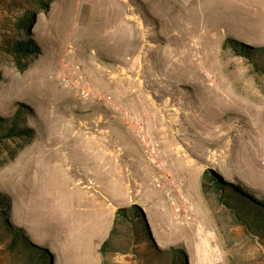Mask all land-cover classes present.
I'll use <instances>...</instances> for the list:
<instances>
[{
    "label": "rangeland",
    "instance_id": "374dc122",
    "mask_svg": "<svg viewBox=\"0 0 264 264\" xmlns=\"http://www.w3.org/2000/svg\"><path fill=\"white\" fill-rule=\"evenodd\" d=\"M43 2L0 0V118L33 134L0 140L11 221L27 224L48 252L56 241L83 244L84 261L74 263L92 264L101 257L93 230L101 240L116 210L135 204L156 247L182 249L187 264H264V231L223 205L227 186L212 181L240 185L264 217L256 202H264V73L255 65L264 56L222 49L227 37L264 47V0ZM28 12L30 28L21 29ZM29 38L37 56L7 51ZM153 147L166 163L161 187ZM171 181L182 188L176 205ZM3 220L0 264H27L22 248L8 250ZM133 228L120 227L124 251L99 263L159 264Z\"/></svg>",
    "mask_w": 264,
    "mask_h": 264
},
{
    "label": "trees",
    "instance_id": "16d2710c",
    "mask_svg": "<svg viewBox=\"0 0 264 264\" xmlns=\"http://www.w3.org/2000/svg\"><path fill=\"white\" fill-rule=\"evenodd\" d=\"M37 1L40 7L45 6L43 0ZM32 19L33 13H26L24 16L19 17L18 27L25 30L29 29ZM228 47L232 49L240 47L242 52L240 51L239 53L245 57L253 56L259 58L264 56V47L247 45L243 42L233 39L232 37L225 38L222 43V49H227ZM7 51L16 57L30 55L37 56L39 53V48L34 43V41L29 38L27 40H15L12 45H9ZM255 65L259 67L264 73V66H259L257 62H255ZM32 136V129L26 126H20L16 117L0 118V140L12 137L30 138ZM224 179L225 180H222L220 176L219 179H216V181L212 179V181L218 186H227L226 193L219 191V201L231 210L236 211V214H238L237 216L241 217L245 223L248 222V225L251 228L259 229L257 233H259L261 229L264 231V217L260 216L258 212L256 213V210L254 209V211L253 207L247 203L248 200H250L248 199L250 195L247 194V192H245L240 185L234 184L226 178ZM202 187L205 189H211V184L208 182L206 175L202 177ZM256 202L258 203L259 208L264 207L263 201L259 200ZM8 207L9 203L0 198V213L3 214V221L9 229V232L6 233L9 235L7 244L8 250L14 252L16 246L22 248L20 253L23 255V261L27 264H51V256L48 250L34 243L23 227L17 226L11 221L7 212ZM239 211H241L243 214L240 215ZM134 217L137 218V221H134ZM250 220L252 222H249ZM128 221L132 222L134 225L133 230L135 231L136 235H138L137 237L140 241H147L153 244L156 249V256L154 258L156 259V262L159 264H187L185 254L182 249L170 246L169 248L162 250L156 247L154 240L148 230L146 220L143 217L140 209L135 204H132L127 208H118L116 210L109 235L99 247V252L102 257H104L109 252L124 251L120 249L121 242H119V239L117 238H120L122 235L127 236V234H125V232H123L120 227L124 226ZM10 228H13L14 230L10 231ZM101 264H104V261H102Z\"/></svg>",
    "mask_w": 264,
    "mask_h": 264
},
{
    "label": "crops",
    "instance_id": "0c3cea01",
    "mask_svg": "<svg viewBox=\"0 0 264 264\" xmlns=\"http://www.w3.org/2000/svg\"><path fill=\"white\" fill-rule=\"evenodd\" d=\"M13 200H14V198H12V201ZM13 207H14V205H13V202H12V208ZM13 223L15 225H17V226L23 227L25 229V231L27 232V234L29 235L30 239L34 243H36L38 245H41L42 240L39 237L34 236L33 234H31V232H28L26 230V229H28L27 228V226H28L27 224H25V223L23 224L19 219H16L15 217L13 218ZM112 225H113V222H112ZM112 225L107 228L106 233L104 234V237L101 240H99V234H100L99 233V226H96L95 230H93L94 232L96 231L95 241H97L96 248H97L98 252H99L100 244L109 235V232H110V229L112 228ZM64 238L66 239L68 237H64ZM60 246H62V247L65 246V247L63 249H61ZM76 247L77 248H74V246H72V247L69 246V243H67V242H65V243L63 242V243H60L58 245V243L56 241L53 244H50L49 254L51 256V258H50L51 264H75L74 260H77L78 256H79V261H84L83 257H82L83 254H84V252H83V244H80V247H79V242H77L76 243ZM71 249H73V250H71ZM100 256H101V254H100ZM100 259H102V256L99 258V261L93 262L92 264H101V263H99ZM81 264H83V263H81Z\"/></svg>",
    "mask_w": 264,
    "mask_h": 264
},
{
    "label": "built area",
    "instance_id": "2783aa9c",
    "mask_svg": "<svg viewBox=\"0 0 264 264\" xmlns=\"http://www.w3.org/2000/svg\"><path fill=\"white\" fill-rule=\"evenodd\" d=\"M81 93L84 95L86 93V90L82 89ZM154 151H155L154 147L151 148L150 151H149V155H150V160H155L154 161V166H155V168L157 169L158 172H157V174H154L152 176V182L157 187H161V185H162V183H161L162 174L161 173H163L166 163H165V161L163 159H159L160 157L154 159L153 157L157 156V154H158L157 152H154ZM171 185H173V186H171L173 192H170L171 194L168 193V198H169L170 202L173 205H176L177 198L179 196H181L180 191H181L182 188L180 186H178V184H176L174 181H171ZM187 208H188L189 211L192 210V206L188 205ZM175 217H179V215L175 214Z\"/></svg>",
    "mask_w": 264,
    "mask_h": 264
}]
</instances>
